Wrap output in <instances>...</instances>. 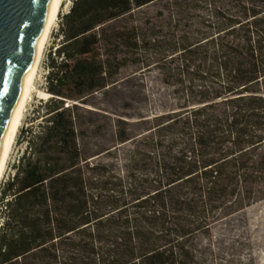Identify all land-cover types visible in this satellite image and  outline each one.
<instances>
[{"label":"trees","instance_id":"trees-1","mask_svg":"<svg viewBox=\"0 0 264 264\" xmlns=\"http://www.w3.org/2000/svg\"><path fill=\"white\" fill-rule=\"evenodd\" d=\"M156 1L74 0L62 16L51 96L33 117L41 128L25 129L2 189L0 264H189L191 238L226 204L251 199L260 175L250 171L264 168V0H230L235 10L216 8L210 35L180 44L130 25ZM150 48L172 51L161 68L180 84L183 110L152 118L131 165L145 171H86L76 110Z\"/></svg>","mask_w":264,"mask_h":264},{"label":"rangeland","instance_id":"rangeland-1","mask_svg":"<svg viewBox=\"0 0 264 264\" xmlns=\"http://www.w3.org/2000/svg\"><path fill=\"white\" fill-rule=\"evenodd\" d=\"M229 1L219 0L215 6L197 0H158L137 9L129 23L139 27L147 40L173 44L196 42L214 31L211 22L216 8L235 10ZM73 2L63 0L46 44L0 184V217L2 189L13 177L27 149L25 129L41 128V118L34 121L33 117L38 109L44 114L41 101L51 96L45 94L49 53L61 42L62 16L70 11ZM172 56L169 49H142L140 61L129 62L107 88L90 95L86 103H80L81 107L76 110V128L86 171H112L121 176H126L128 171H145L134 170L131 165L136 150L145 149L143 141L152 127V118L165 112L181 111L185 104L186 96L177 92L180 84L167 82L161 68L163 59L169 60ZM189 83L188 78L186 84ZM122 129L128 134L124 142L118 138ZM255 153L257 160L264 158V147ZM95 166L105 168L97 170ZM250 172L260 175L258 184L251 185L254 189L251 199L232 208L230 203L226 204L209 222L208 232H198L191 238L187 245L193 262L189 264H264V168ZM241 194L243 197L245 193Z\"/></svg>","mask_w":264,"mask_h":264},{"label":"water","instance_id":"water-1","mask_svg":"<svg viewBox=\"0 0 264 264\" xmlns=\"http://www.w3.org/2000/svg\"><path fill=\"white\" fill-rule=\"evenodd\" d=\"M52 0H0V154Z\"/></svg>","mask_w":264,"mask_h":264},{"label":"bare ground","instance_id":"bare-ground-1","mask_svg":"<svg viewBox=\"0 0 264 264\" xmlns=\"http://www.w3.org/2000/svg\"><path fill=\"white\" fill-rule=\"evenodd\" d=\"M63 0H52L50 7L47 12V17L46 21L44 24L43 32L41 35V38L39 40L38 46H37V51L35 54L34 62L30 68V73L24 82L23 89L21 92L20 99L17 103V106L14 110L10 125H9V130L7 133V136L5 138L4 145L1 150L0 154V184L2 181V177L7 165V161L10 156V152L13 146V143L16 139L18 130L20 128L24 111L27 105V102L29 98L31 97L33 88H34V83L40 68V63L43 58L44 50L46 47V44L48 42V39L50 37L51 31L54 27V25L57 22L58 19V14L60 11V8L62 6ZM47 95H51L49 93H45Z\"/></svg>","mask_w":264,"mask_h":264}]
</instances>
